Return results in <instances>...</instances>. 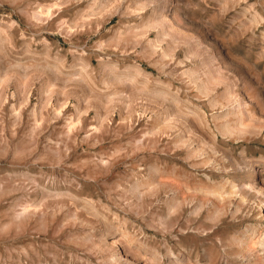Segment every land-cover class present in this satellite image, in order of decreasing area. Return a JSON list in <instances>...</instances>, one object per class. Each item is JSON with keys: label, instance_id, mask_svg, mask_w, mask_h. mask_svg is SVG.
I'll list each match as a JSON object with an SVG mask.
<instances>
[{"label": "clouds", "instance_id": "obj_1", "mask_svg": "<svg viewBox=\"0 0 264 264\" xmlns=\"http://www.w3.org/2000/svg\"><path fill=\"white\" fill-rule=\"evenodd\" d=\"M0 264H264V0H0Z\"/></svg>", "mask_w": 264, "mask_h": 264}]
</instances>
